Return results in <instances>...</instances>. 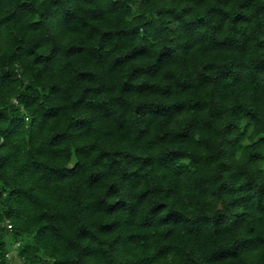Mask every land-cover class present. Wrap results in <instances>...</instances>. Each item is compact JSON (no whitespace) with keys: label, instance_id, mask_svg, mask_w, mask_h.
<instances>
[{"label":"trees","instance_id":"1","mask_svg":"<svg viewBox=\"0 0 264 264\" xmlns=\"http://www.w3.org/2000/svg\"><path fill=\"white\" fill-rule=\"evenodd\" d=\"M16 243L264 264V0H0V264Z\"/></svg>","mask_w":264,"mask_h":264},{"label":"built area","instance_id":"2","mask_svg":"<svg viewBox=\"0 0 264 264\" xmlns=\"http://www.w3.org/2000/svg\"><path fill=\"white\" fill-rule=\"evenodd\" d=\"M6 225L9 229H12V223L9 221V219L6 220ZM17 245L18 243L14 244L13 248L7 252V256L11 257L12 255H15L17 258L16 260L18 264H33L29 261H26L25 258H23L21 255L18 254ZM36 264H43V263L38 262ZM44 264H47V263H44Z\"/></svg>","mask_w":264,"mask_h":264}]
</instances>
